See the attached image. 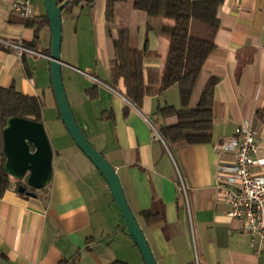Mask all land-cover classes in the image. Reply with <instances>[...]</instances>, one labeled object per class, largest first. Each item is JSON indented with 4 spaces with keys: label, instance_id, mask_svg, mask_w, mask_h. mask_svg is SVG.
I'll list each match as a JSON object with an SVG mask.
<instances>
[{
    "label": "crops",
    "instance_id": "crops-1",
    "mask_svg": "<svg viewBox=\"0 0 264 264\" xmlns=\"http://www.w3.org/2000/svg\"><path fill=\"white\" fill-rule=\"evenodd\" d=\"M106 5L107 0L74 5L71 14L62 16L75 22L72 36L61 44L63 82L86 138L116 169L157 264H264V247L227 216L230 207L216 189L218 164L233 160L218 145L234 137L239 125L246 123L256 132L259 157L264 159V123L257 116L264 111V0H224L216 32L191 23L193 36L213 39L216 47L188 107H196L210 78L218 79L212 143L193 146L166 143L158 132V107L181 108L177 85L145 97L138 108L125 98L123 79L114 81L110 71L112 40L119 31L137 51L148 38L150 51L161 57L168 39L147 33V15L133 8V0L117 5L110 37ZM23 21L5 2L0 7V37L22 44L37 39L34 50L44 56L19 57L0 46V88L14 87L42 102L41 123L53 149V171L35 198L13 187L0 196V264H59L79 251L78 264H145L107 183L61 121L50 71V27L36 34ZM161 57L144 59L146 79L148 69L161 68ZM254 170L264 174V164ZM145 211L160 214L161 220L147 224Z\"/></svg>",
    "mask_w": 264,
    "mask_h": 264
},
{
    "label": "trees",
    "instance_id": "trees-1",
    "mask_svg": "<svg viewBox=\"0 0 264 264\" xmlns=\"http://www.w3.org/2000/svg\"><path fill=\"white\" fill-rule=\"evenodd\" d=\"M65 0H58L61 4ZM96 0H71L63 10L62 16L71 14L74 5L83 7L91 5ZM128 0H107L106 22L108 35L112 37L116 7ZM224 0H133V8L143 11L147 15L146 31L154 32L157 36L168 39V49L163 57L159 53H152L149 49L148 38L142 51L134 50L128 43V36L119 31L113 39L114 58L110 62V71L114 81L122 78L126 88L125 98L136 107H140L144 98L158 96L168 88L177 85L180 90L181 108L166 105L159 106L158 132L166 143L183 142L187 145H205L212 143L213 138V99L217 78H210L202 89L198 104L189 108V102L202 72L208 56L215 49L213 39L196 37L191 34L193 21L216 32L220 27L217 17L218 8ZM24 25L35 28L36 34L49 25L47 15L34 16L24 20ZM37 39L34 43H24L31 49H37ZM162 58L160 69H148L147 79L144 76V59L147 57ZM43 104L39 99L28 97L18 92L14 87L0 88V196L21 183L15 181L6 173L4 168L2 131L11 117H21L41 122ZM257 116L264 123V111H258ZM45 188L35 191L36 196ZM25 195V194H21ZM147 224L161 220L158 213L145 211L142 214ZM90 245L86 247L89 248ZM81 251L71 260L59 264H78ZM110 264H128L114 261Z\"/></svg>",
    "mask_w": 264,
    "mask_h": 264
},
{
    "label": "water",
    "instance_id": "water-1",
    "mask_svg": "<svg viewBox=\"0 0 264 264\" xmlns=\"http://www.w3.org/2000/svg\"><path fill=\"white\" fill-rule=\"evenodd\" d=\"M51 30L50 71L60 118L78 149L96 167L107 183L125 227L137 246L145 264H157L150 245L136 216L130 209L114 166L88 141L70 106L62 75L61 60L62 12L71 0L58 4V0H43ZM4 168L17 181H24L17 191L35 198L34 192L45 188L51 181L53 149L41 122L11 117L2 131Z\"/></svg>",
    "mask_w": 264,
    "mask_h": 264
},
{
    "label": "built area",
    "instance_id": "built-area-1",
    "mask_svg": "<svg viewBox=\"0 0 264 264\" xmlns=\"http://www.w3.org/2000/svg\"><path fill=\"white\" fill-rule=\"evenodd\" d=\"M5 2L9 3L12 13L22 20L35 16L32 0H0V7ZM0 46L19 57L26 54L44 56L20 41L0 37ZM218 149L233 156V160L219 163L216 173L220 199L230 207L227 216L238 222L240 229L248 233L253 241L264 247V174L254 170L264 164V159L259 157L256 132L250 125L241 124L236 128L235 136L222 141ZM181 190L185 192L184 187Z\"/></svg>",
    "mask_w": 264,
    "mask_h": 264
},
{
    "label": "rangeland",
    "instance_id": "rangeland-1",
    "mask_svg": "<svg viewBox=\"0 0 264 264\" xmlns=\"http://www.w3.org/2000/svg\"><path fill=\"white\" fill-rule=\"evenodd\" d=\"M127 3H132V0H128ZM32 7H33V11H34L35 16H40V15L46 14V10H45L43 0H32ZM75 9H76L77 15L79 13H81L79 7H76ZM62 20H63V18H62ZM121 22H123V20H121ZM74 28H75V22L72 19L65 17L63 20V24H62V42H64V44H66L69 37L72 36ZM47 31H48V29H47ZM89 40H90L91 44L94 45L93 42L95 39L94 38L92 39V37H91V39H89ZM91 51H92V53H95L93 47H92ZM50 128H52V127H49V129H48L50 132V136H51L52 131ZM46 133H47V131H46ZM47 136H48V134H47ZM48 139H49V137H48ZM15 181L16 180L12 178V183L14 186L16 183ZM184 198L186 199V197H184Z\"/></svg>",
    "mask_w": 264,
    "mask_h": 264
},
{
    "label": "flooded vegetation",
    "instance_id": "flooded-vegetation-1",
    "mask_svg": "<svg viewBox=\"0 0 264 264\" xmlns=\"http://www.w3.org/2000/svg\"><path fill=\"white\" fill-rule=\"evenodd\" d=\"M21 183L19 185H25V182L24 181H20Z\"/></svg>",
    "mask_w": 264,
    "mask_h": 264
}]
</instances>
